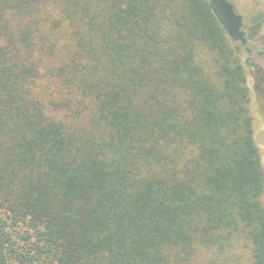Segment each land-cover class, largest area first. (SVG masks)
<instances>
[{
	"label": "trees",
	"instance_id": "1",
	"mask_svg": "<svg viewBox=\"0 0 264 264\" xmlns=\"http://www.w3.org/2000/svg\"><path fill=\"white\" fill-rule=\"evenodd\" d=\"M241 47L231 0H0V264H264Z\"/></svg>",
	"mask_w": 264,
	"mask_h": 264
},
{
	"label": "rangeland",
	"instance_id": "2",
	"mask_svg": "<svg viewBox=\"0 0 264 264\" xmlns=\"http://www.w3.org/2000/svg\"><path fill=\"white\" fill-rule=\"evenodd\" d=\"M241 13L251 50L240 49L252 89L254 127L264 167V23L254 28V18L264 16V0H231ZM203 264H206L203 262ZM208 264V263H207Z\"/></svg>",
	"mask_w": 264,
	"mask_h": 264
}]
</instances>
